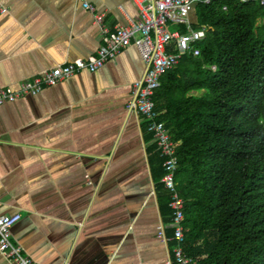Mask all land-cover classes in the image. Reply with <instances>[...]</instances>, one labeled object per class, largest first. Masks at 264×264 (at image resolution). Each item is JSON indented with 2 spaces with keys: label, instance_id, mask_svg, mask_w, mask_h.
<instances>
[{
  "label": "crops",
  "instance_id": "crops-1",
  "mask_svg": "<svg viewBox=\"0 0 264 264\" xmlns=\"http://www.w3.org/2000/svg\"><path fill=\"white\" fill-rule=\"evenodd\" d=\"M0 0V88L92 60L110 31L139 18L134 0ZM194 22L196 21L193 16ZM146 71L134 46L96 72L0 106V215L20 214L14 244L39 264H168L170 242L142 118L127 109ZM0 264H12L0 254Z\"/></svg>",
  "mask_w": 264,
  "mask_h": 264
},
{
  "label": "trees",
  "instance_id": "trees-1",
  "mask_svg": "<svg viewBox=\"0 0 264 264\" xmlns=\"http://www.w3.org/2000/svg\"><path fill=\"white\" fill-rule=\"evenodd\" d=\"M194 16L193 30L209 29L193 44L198 56L184 54L154 95L161 121L180 143L175 181L184 200L183 251L199 264H264V6L212 0L199 3ZM143 130L151 141L148 162L162 221L169 226L165 159L146 123ZM173 233L168 227L166 236Z\"/></svg>",
  "mask_w": 264,
  "mask_h": 264
},
{
  "label": "built area",
  "instance_id": "built-area-1",
  "mask_svg": "<svg viewBox=\"0 0 264 264\" xmlns=\"http://www.w3.org/2000/svg\"><path fill=\"white\" fill-rule=\"evenodd\" d=\"M78 1L84 9L95 13V8L89 0ZM134 1L139 11V18L124 27H116L114 31L102 26L104 19L102 14L94 15L95 23L101 26L102 30V43L94 59L60 64L20 82L17 89L12 86L2 87L0 88V106L15 102L27 95H38L45 88L56 86L83 71L96 72L124 49L136 47L146 65V71L140 80L133 83V96L127 104V109L139 115L147 124V131L152 134L161 157L165 159L164 176L161 182L171 194L172 221L169 226H159L157 236L166 242L175 243L173 257L177 264H199L198 259L185 255L182 246L185 239L184 200L177 190L175 181L178 170L177 148L180 143L171 139L165 122L161 121V113L155 109L154 95L160 87L163 74L174 69L184 54L193 50L194 55L198 56L199 52L193 48V44L202 41L209 29L193 30L191 28L194 24L193 16L199 3L208 4L212 0ZM256 1L264 6V0ZM0 11L4 13L6 7L0 4ZM170 25H183L189 31L187 34L178 30L171 31ZM20 220L21 215L18 213L0 215V254L12 264H39L32 257L25 255L23 248L14 244L12 240V228ZM168 227L174 232L171 238L166 236ZM168 264H174L173 260H170Z\"/></svg>",
  "mask_w": 264,
  "mask_h": 264
}]
</instances>
